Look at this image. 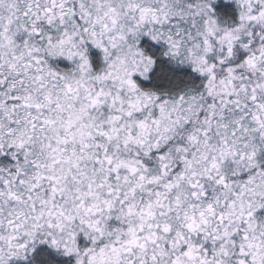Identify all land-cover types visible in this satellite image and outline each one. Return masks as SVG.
I'll return each instance as SVG.
<instances>
[{"label":"snow or ice","instance_id":"6c2138e0","mask_svg":"<svg viewBox=\"0 0 264 264\" xmlns=\"http://www.w3.org/2000/svg\"><path fill=\"white\" fill-rule=\"evenodd\" d=\"M0 264H264V0H0Z\"/></svg>","mask_w":264,"mask_h":264}]
</instances>
